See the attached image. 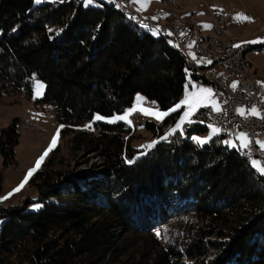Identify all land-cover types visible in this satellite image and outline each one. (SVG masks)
I'll return each instance as SVG.
<instances>
[{"label": "trees", "instance_id": "16d2710c", "mask_svg": "<svg viewBox=\"0 0 264 264\" xmlns=\"http://www.w3.org/2000/svg\"><path fill=\"white\" fill-rule=\"evenodd\" d=\"M105 1L0 0V97L30 95L34 75L44 81L37 103L51 107L74 149L94 151L104 168L89 188L72 180L68 191L58 187L60 173L43 175L44 194L56 199L50 208H1L0 264H185L197 257L200 264H264V178L219 138L203 147L191 141L206 129L205 111L184 134L168 137L171 143L161 138L139 157L129 144L131 124L94 121L120 115L136 94L166 105L182 93L188 70L196 78L172 37L175 46ZM32 31H43L38 46L24 45ZM14 122L1 131L6 159L18 141ZM86 122L99 127L97 136L87 134ZM169 124L145 128L162 136ZM97 193H107V207L92 201ZM190 214L200 226L184 247L163 242L162 228Z\"/></svg>", "mask_w": 264, "mask_h": 264}, {"label": "rangeland", "instance_id": "374dc122", "mask_svg": "<svg viewBox=\"0 0 264 264\" xmlns=\"http://www.w3.org/2000/svg\"><path fill=\"white\" fill-rule=\"evenodd\" d=\"M65 0H41L39 5L42 3H63ZM68 1V0H67ZM82 3L84 7H97L99 6V1H94L92 4L85 6L84 0H77ZM123 4H128L133 8L143 18L151 19L153 22H160V24L167 25L165 14L167 12H173L177 14L178 18L182 23H187L190 19L196 25L202 27L201 35L206 37L210 34L212 27V16L221 14L222 11H227L232 14L234 24L229 27L227 31L233 36V40L240 43V45H247L250 47L249 51L245 54V61L250 64L248 68V74L253 77V79L258 82H264V56L261 55L260 51L264 50V0H150L144 9L137 11L141 5L134 3L133 0H118ZM106 2V1H105ZM108 3V2H106ZM136 9V10H135ZM238 14H243V16L250 17L249 20L243 19V16ZM151 17V18H149ZM160 18V19H158ZM158 19V20H157ZM172 22V19H171ZM205 25H210V27H205ZM136 26V25H134ZM138 27V26H137ZM142 27V26H141ZM146 28V27H143ZM197 28V27H196ZM195 28V29H196ZM152 28L150 31L153 34ZM59 32L60 28L58 26H50L49 31ZM43 31L37 32L32 31L29 38L24 41V45L38 46L42 39ZM154 35V34H153ZM154 36L158 37L159 33ZM169 43L175 46L172 38L168 36ZM232 39V37H231ZM224 40H226L224 38ZM250 41H257L251 43ZM242 43V44H241ZM262 49H261V48ZM259 49H261L259 51ZM192 57V55H190ZM248 64V65H249ZM192 72L187 71V79L184 84L182 95L185 97L186 89L185 86L189 85L188 91L191 92L193 89L191 84H195L200 87L191 77ZM37 79V78H36ZM42 82L44 81L37 79ZM31 83V94L27 95L24 91L14 94L5 95L0 97V137L1 131L7 129L14 122L15 131L18 134L17 144L11 149L12 154L6 159L5 156L0 152V198L8 196L9 193L13 192L21 181L24 180L25 175L28 170L35 166L36 160L41 154L48 148L54 134L59 128V137L56 147L48 154V156L42 162L40 168L29 178L28 182L19 191L15 192L13 195L9 196L7 199L0 200V209L8 208L16 205H26V211L37 212L45 208H50L56 203V199L51 196L44 194V186L42 182L43 175L51 177L50 173H60L59 178L60 184L58 187L68 191L70 188L69 182L75 180L77 184L81 187L89 188L90 179L98 176H103V159L98 156L94 151H86L83 149H74L71 141L72 135L63 134L64 126L59 124L55 118L54 113L50 106L42 105L37 103L44 95L45 87L42 90V94H37L34 81L32 78ZM191 82V84H190ZM236 83L235 80L232 81L230 89L234 90L232 85ZM264 90V86L258 83ZM143 97V101H137V96ZM219 106L217 100L212 97ZM154 102V103H153ZM140 103L142 107L150 108L152 110L167 111L172 108L175 104H160L158 101H150L146 99L141 94H136L131 106L125 109L120 115L102 116L105 119L97 120L94 116L95 122H100L104 124H117L123 123L129 126V123L124 120H117L114 123L108 122L113 117L121 116L126 110L132 108L134 105ZM179 103V102H178ZM186 106H181L175 112L170 113L162 121H158L152 116H146L137 111V113H132L129 116L131 121V127H134V135L129 139V144L138 152L135 157H139L145 154L147 151H151L154 146L164 137V135H169L170 129L174 128L176 123L180 120L181 116L185 112ZM205 108H212L211 106L200 107L193 116L190 117L191 123H185L182 126V130H177L176 132L170 134V136L176 133H182L184 126L199 123L196 121V115L200 110ZM213 109V108H212ZM179 112V115H176ZM238 115L239 112H236ZM251 114V110H250ZM136 115V116H135ZM241 116V115H240ZM131 117V119H130ZM169 122V126L166 127L167 133L163 132L162 136H154L145 128V123L150 122L157 126H162L164 129L165 122ZM134 122V123H133ZM26 123L34 125L38 130L33 131L26 126ZM85 123L87 127V134L97 136L99 130L92 132L91 126ZM63 126V127H60ZM89 129V130H88ZM212 130L209 127L198 134H193L194 136L206 138L209 137ZM220 134L215 133L211 135V139L203 145L199 144L197 141L195 143L200 147L209 145V143L214 138H219ZM169 137V136H168ZM166 137V138H168ZM153 141H157L152 147H147ZM237 145H239L238 140H233ZM171 143V142H169ZM230 149H238V147H230ZM260 160V159H255ZM262 165H264V160H260ZM49 163V164H48ZM251 168H253L258 175L264 178L255 167H253L250 162ZM107 193H97L92 199L94 203H103V207H107ZM5 219L0 217V229ZM200 224L195 218L194 214H190L178 220H174L167 223L161 230V238L163 242L178 245L180 248L184 247V242L189 240L190 231H196ZM200 258L188 259L184 258L185 264H200Z\"/></svg>", "mask_w": 264, "mask_h": 264}, {"label": "built area", "instance_id": "2783aa9c", "mask_svg": "<svg viewBox=\"0 0 264 264\" xmlns=\"http://www.w3.org/2000/svg\"><path fill=\"white\" fill-rule=\"evenodd\" d=\"M116 1L156 30L163 31L164 36L173 37L175 45L180 47L181 50H189V58H186L188 66L193 69L194 75L198 78L202 87L212 89L213 96L221 109L219 112L212 109V117L208 118L211 125L220 129V141H233L238 133L243 131L252 141L249 149L244 150L251 153L250 156L247 155V158L249 160H264V150H261L259 145L255 143L257 140L264 141V90L253 78L240 76L237 72L236 60H239V48L246 45L234 47L237 44L230 32L227 31L234 24L232 14L222 11L221 14L212 16V27L210 34L207 36L210 38V49L202 50V48H196L192 45L189 31H182L178 17L175 14H172L174 26L163 28L160 22L143 18L130 5ZM216 21H223V28H216ZM181 33L184 35H181ZM224 37H232V44L224 45ZM190 53L194 54L196 58L193 59ZM261 55L264 56V52ZM233 80L236 81L237 85L235 90L230 89ZM253 107L256 108L259 115L249 114ZM239 108L245 110L243 116L236 113ZM29 126L31 127V125ZM95 127L99 130L98 126ZM172 141L173 138L171 137Z\"/></svg>", "mask_w": 264, "mask_h": 264}, {"label": "snow or ice", "instance_id": "6c2138e0", "mask_svg": "<svg viewBox=\"0 0 264 264\" xmlns=\"http://www.w3.org/2000/svg\"><path fill=\"white\" fill-rule=\"evenodd\" d=\"M36 3H40L41 0H35ZM94 2V0H84V5L88 6L90 4H92ZM134 3H138L141 5L140 8H137V11H141L142 9H144L146 7V5L150 2V0H133ZM117 7H120V5H117ZM239 16H243V14H238ZM243 19L245 20H249L250 17L247 16H243ZM144 27H147V25H144ZM205 27H210V25H205ZM51 31V30H50ZM153 34H157V30L153 29L152 30ZM181 35H184L183 33H181ZM251 43H255L257 41H250ZM241 45L237 44L234 45V47H240ZM189 47H191V45H189ZM190 55H192V58L195 59V55L190 53ZM210 63V61H208ZM33 81H34V87L35 90L37 92V94H42V90L44 89L45 85L38 81L35 77V75L33 76ZM261 83L262 86H264V82H258ZM191 84V82H190ZM236 83H233L232 87L235 90L236 88ZM189 85L185 86L186 89V93H185V97L184 99H182L181 101H179V103L175 104L172 108L168 109L167 111H159V110H152L150 108H146V107H142L140 103L134 105L132 108L128 109L125 111V113L121 116H117V117H113L112 119H110L108 122L110 123H114L117 120H124L126 122H128L129 124L131 123V121L129 120V116L132 113L135 112H140L143 115L146 116H152L155 119H157L158 121H162L166 116H168L170 113L177 111L178 109L181 108V106H186V110L184 112V114L181 116L180 120L176 123L175 127L170 129L169 131V135L176 132L177 130H182V126L187 122V123H191V119L190 117L193 116L195 114V112L200 108V107H207V106H211L213 108L214 111L219 112L221 109L220 107L217 105L216 101L214 99H212L213 97V91L210 88H204V87H197L195 84H191L192 87V91L189 92L188 89ZM137 101L142 102L143 101V97H140L139 95L137 96ZM154 103V102H153ZM237 111L239 112V114L241 116H243L245 114V110L243 108H239L237 109ZM251 115H259V112L256 110L255 107H253L251 109ZM95 119L97 120H103L105 119L102 116L97 115L95 117ZM63 127V126H60ZM90 127V126H89ZM209 128H211L212 132L209 135V137L206 138H201V137H197L194 136L192 137L193 140L197 141L199 144L203 145L204 143H207L209 139H211V135L218 133L220 131L219 128L214 127L213 125H209ZM59 131L60 129L58 128L56 133L54 134L48 148L43 152V154H41L39 156V158L36 160L35 166L32 167L31 169L28 170L27 174L24 177V180L21 181V183L15 188L13 189L12 193H9L8 196L2 197L0 198V200L3 199H7L9 196L13 195L15 192H19L24 185L28 182L29 178L40 168L42 162L44 161V159L48 156V154L56 147L57 143H58V137H59ZM166 139V137H164ZM236 140L239 141V145H237L234 141L232 140H228V141H224V143L228 144L230 147H238L243 154L245 155H251L250 152L244 151L249 149L250 144L252 143V141L249 140L247 134L243 131L239 132L238 135L236 136ZM155 143H157V141H153L151 144L147 145V147H152ZM256 144L259 145L261 150H264V141H255ZM129 163H132V161H128ZM253 167H255L262 175H264V165H262L260 160H252L251 161ZM157 235L159 236L160 233H157Z\"/></svg>", "mask_w": 264, "mask_h": 264}, {"label": "bare ground", "instance_id": "6f19581e", "mask_svg": "<svg viewBox=\"0 0 264 264\" xmlns=\"http://www.w3.org/2000/svg\"><path fill=\"white\" fill-rule=\"evenodd\" d=\"M107 2H115L117 5H120L116 0H107ZM121 12L127 16V18L129 19L130 22L134 23L135 25L137 26H142L144 27V25H147V27H151V28H154L152 27L150 24L146 23L145 21L139 19V17L137 15H135L133 12H131L130 10H127L126 8H124L122 5H120V7H118ZM176 15V14H175ZM177 16V15H176ZM178 17V16H177ZM172 19V22H170L169 24L167 25H164V24H161V27L163 28H171L172 26H174V18H171ZM179 20V26L180 28L182 29V31H189V34H190V37H191V43L192 45H194L196 48H202V50H209L210 49V38L209 37H203L201 36V34L199 33V31H197L195 29V26L196 24L194 22H192V19H190L188 21V23L184 24L180 21V19L178 18ZM216 28H223V21H216ZM149 29V28H148ZM158 31V30H157ZM160 32L161 34H163V31H158ZM171 37V36H170ZM173 38V37H172ZM226 40H224V45H231L232 44V39L231 37H224ZM174 40V38H173ZM236 42V41H235ZM236 44H239L238 42H236ZM240 45V44H239ZM177 46V45H176ZM178 47V46H177ZM180 50L181 48L178 47ZM177 48V49H178ZM261 48V47H260ZM262 49V48H261ZM247 50V47H243V48H239V60H236V69H237V72L240 76H243V77H250V78H253L251 77L249 74H248V68H249V65L248 63L245 61V53H246ZM181 52L184 54L185 56V61H186V65L187 67L190 69V70H193L190 66H188V61L186 58H189V50H181ZM263 51H260V53H263ZM203 111H205V121H203V123L205 122L204 125H206V127H209V125L211 123H209V120L208 118L212 117V109L210 108H205ZM203 113V112H202ZM136 116V115H135ZM131 119V118H130ZM134 123V122H133ZM132 124V123H131ZM31 124L29 123H26V126L33 130V131H36L38 130V128L34 125H31V127L29 126ZM214 126V125H213ZM36 128V129H34ZM91 131L92 132H96L98 131L97 128H94L93 126H91ZM165 142H170V138H166L164 140ZM224 143V142H223ZM226 143H224L225 145ZM228 145V144H226ZM243 158L245 160H247L248 162L251 161L247 158V155L243 154L241 152Z\"/></svg>", "mask_w": 264, "mask_h": 264}, {"label": "crops", "instance_id": "0c3cea01", "mask_svg": "<svg viewBox=\"0 0 264 264\" xmlns=\"http://www.w3.org/2000/svg\"><path fill=\"white\" fill-rule=\"evenodd\" d=\"M136 10V9H135ZM165 14V19L167 20L166 22H168V23H170L171 22V18H172V14H174L173 12H167V13H164ZM177 15V14H176ZM149 18H151V17H149ZM152 19V18H151ZM158 19H160V18H158ZM157 19V20H158ZM188 23V22H187ZM184 24H186V23H184ZM197 27V28H196ZM195 28H196V30L197 31H199V33H201V29H202V27H200L199 25H196L195 26ZM202 36V35H201ZM264 36V35H263ZM242 44V43H241ZM249 64V63H248ZM249 66H250V64H249ZM197 78V77H196ZM195 77L194 78H192L200 87H202L200 84H199V81H198V79H196ZM256 82V81H255ZM257 83V82H256ZM258 84V83H257ZM259 85V84H258ZM182 93H183V91H182ZM182 93L179 95V96H177V97H175V98H172V99H170V101L167 103V104H171V103H173V104H175V103H178L179 101H181L182 99H184V96L182 95ZM210 109H212V108H210ZM249 114H250V111H249ZM89 126H91V125H89ZM88 126V127H89ZM188 128V127H187ZM89 130V129H88ZM181 134V133H180ZM183 134H184V132H183ZM174 136V135H173ZM192 139V138H191ZM236 140V139H235ZM192 141L195 143V140H193L192 139ZM240 150V149H239ZM252 161V160H251ZM251 161H249V164H250V162Z\"/></svg>", "mask_w": 264, "mask_h": 264}]
</instances>
